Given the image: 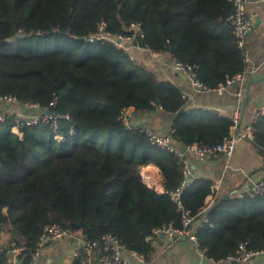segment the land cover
<instances>
[{
  "label": "trees",
  "instance_id": "1",
  "mask_svg": "<svg viewBox=\"0 0 264 264\" xmlns=\"http://www.w3.org/2000/svg\"><path fill=\"white\" fill-rule=\"evenodd\" d=\"M232 11L230 0H0V96L68 116L58 130L26 126L21 134L12 121L0 122V234L9 235L8 247L25 245L23 264L50 223L81 224L78 230L90 239L116 235L148 260L154 248L145 237L152 229L181 227L182 210L141 175L154 165L163 188L175 191L183 179L180 159L140 128H127L120 112L161 108L173 117L172 136L183 145L215 146L230 134L232 121L180 112L186 106L180 88L112 41L87 38L101 22L107 33L123 37L140 25L144 37L138 33L135 44L196 66L201 81L217 88L246 65L227 20ZM253 125L251 143L264 158V115ZM211 186L210 179L196 178L182 192L183 210L196 222ZM204 215L210 224L199 231L198 244L209 259L228 260L243 243L248 250L263 248L264 194L214 195ZM7 258L0 252V264Z\"/></svg>",
  "mask_w": 264,
  "mask_h": 264
},
{
  "label": "built area",
  "instance_id": "2",
  "mask_svg": "<svg viewBox=\"0 0 264 264\" xmlns=\"http://www.w3.org/2000/svg\"><path fill=\"white\" fill-rule=\"evenodd\" d=\"M233 6V11L228 17V22L232 25L234 33L237 37L238 47L243 51L245 57V70L243 73L233 76L228 79L226 84L220 85L217 88H211L204 84L199 78L198 68L190 64L181 62L175 58H170V66L177 73L186 76L187 81L191 88L197 93H211L214 91L220 94L226 89L231 88L236 84H243L247 75L256 73V68L252 65L251 49L248 44L247 38L253 28V22L247 15L246 5L250 0H230ZM129 32H133L130 37L112 36L106 32L105 23L101 22L98 32L87 38L88 41L94 42L95 40L113 42L116 48L124 49L128 52L131 60L137 64L141 62L137 61L134 54L129 51L127 41H133V45L137 50H144L151 54L152 57L163 61L167 56L164 52L155 51L150 47H141L135 44V38L138 33L143 38L144 34L140 30V25L132 24L129 27ZM241 93L238 92V95ZM184 99L186 96H183ZM0 104L6 106H20L21 110L18 112H0V122L10 120L13 122V130L16 133H20L21 127L26 126H46L50 125L56 130L59 129L60 121L67 119L68 116L53 112L49 107L42 108L39 104L26 103L20 104L17 98L11 95L0 96ZM53 104H51L52 106ZM264 115V108L257 112L252 124L247 127L242 126V111L237 108L233 111L230 119L232 121V127L230 134L223 138L221 142L215 146L200 145L198 143H192L186 146V151L189 154H194L201 160L218 158L223 156L226 159L231 158L236 150L237 143L240 140H253L254 139V123L261 116ZM119 120L127 128H138L137 123L134 122V109L133 107L123 109L120 112ZM140 130L146 134L149 141L163 150L175 154L182 164L183 179L181 185L175 191H167L161 188L158 193H167L171 196L172 200L177 204V207L182 210L181 227H177L174 224L163 225L152 229L151 233L145 237V242L155 247V239L160 236H166L169 239L174 238H186L197 245L198 233L205 224H210L206 214L214 205V191L217 189L219 182H216L211 186L213 192L208 196L204 205L200 208L198 215L201 216L199 221H195V218L190 212L183 210L181 201L182 192L194 183L196 175L194 174L190 160L188 156L180 151L177 146L178 140L172 136L173 131L170 134L159 133L148 126L140 127ZM61 139L60 136H57ZM264 194V179L255 181L247 177L246 181L236 190L234 196L238 199H244L248 197H256ZM74 239V246L72 247L69 255L68 264H148V259L144 254L127 249L126 245L118 236L113 234H104L99 238L90 239L82 234L78 229L72 227V225L63 226L56 223L46 224L36 243L35 251L31 256L29 264H36L44 250L52 245L66 242L67 240ZM26 247L23 243L12 244V247H8L1 239L0 236V252L6 251L7 260L6 264H23L20 258L23 255ZM202 255L205 254L204 250L199 248ZM264 256V246L261 250H248L245 243L239 245V249L236 255L229 257V261L239 262L241 264H247L252 259Z\"/></svg>",
  "mask_w": 264,
  "mask_h": 264
},
{
  "label": "crops",
  "instance_id": "3",
  "mask_svg": "<svg viewBox=\"0 0 264 264\" xmlns=\"http://www.w3.org/2000/svg\"><path fill=\"white\" fill-rule=\"evenodd\" d=\"M246 11L253 22V28L247 41L251 49L252 65L256 68V73L247 75L243 84L226 88L221 94L217 91L211 93L195 92L189 85L186 76L171 68L169 56L161 61L152 57L147 51L137 50L133 41H127L125 44L128 45L129 51L134 54L137 61L141 62L148 70L182 90L183 96H186L184 111H194L200 119L205 118V116L207 119L209 114L230 118L233 111L240 108L242 126L247 127L253 123L257 112L264 108V0H250L246 5ZM238 92L241 94L238 95ZM6 110L18 112L21 107L0 104V112L3 113ZM172 120L173 117L164 113L161 108L153 112L138 114L134 111L135 123L143 124L163 134H170L173 131ZM188 158L197 179H210L212 185L219 182L213 197L214 195H234L247 177L255 181L264 179V158L248 139L240 140L237 143L235 153L229 159L220 156L214 159L201 160L194 154H189ZM141 175L149 187L158 191L163 188V179L158 167L147 165L141 169ZM0 236L4 243L8 242V234L2 233ZM72 247H68L65 242L49 246L44 250L36 264H68ZM148 264L234 263L229 260L215 261L209 259L205 254H201L195 243L186 238L169 239L166 236H160L155 239L154 254L148 260ZM247 264H264V256L252 259Z\"/></svg>",
  "mask_w": 264,
  "mask_h": 264
},
{
  "label": "water",
  "instance_id": "4",
  "mask_svg": "<svg viewBox=\"0 0 264 264\" xmlns=\"http://www.w3.org/2000/svg\"><path fill=\"white\" fill-rule=\"evenodd\" d=\"M184 111V108H182L181 110H180V112H183ZM142 126H145V125H143V124H137V127L138 128H140V127H142ZM177 146H178V148L180 149V151L182 152V153H184L186 156H188L189 155V153L186 151V146L185 145H183L182 143H180V142H177ZM80 225L81 224H78V225H72V227L73 228H75V229H78L79 227H80ZM234 264H241V263H239V262H233Z\"/></svg>",
  "mask_w": 264,
  "mask_h": 264
},
{
  "label": "rangeland",
  "instance_id": "5",
  "mask_svg": "<svg viewBox=\"0 0 264 264\" xmlns=\"http://www.w3.org/2000/svg\"><path fill=\"white\" fill-rule=\"evenodd\" d=\"M22 136V135H21ZM74 239H71V240H67L66 242H65V244L68 246V247H72V246H74Z\"/></svg>",
  "mask_w": 264,
  "mask_h": 264
},
{
  "label": "bare ground",
  "instance_id": "6",
  "mask_svg": "<svg viewBox=\"0 0 264 264\" xmlns=\"http://www.w3.org/2000/svg\"><path fill=\"white\" fill-rule=\"evenodd\" d=\"M146 173V172H145ZM148 178H150V177H148ZM146 179H147V177H146Z\"/></svg>",
  "mask_w": 264,
  "mask_h": 264
}]
</instances>
